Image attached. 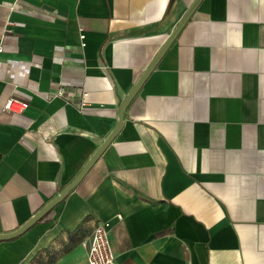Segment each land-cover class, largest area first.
Here are the masks:
<instances>
[{
	"label": "crops",
	"instance_id": "crops-1",
	"mask_svg": "<svg viewBox=\"0 0 264 264\" xmlns=\"http://www.w3.org/2000/svg\"><path fill=\"white\" fill-rule=\"evenodd\" d=\"M194 1L0 0V235L116 130ZM101 221L121 264H264V0H201L0 264H88Z\"/></svg>",
	"mask_w": 264,
	"mask_h": 264
},
{
	"label": "built area",
	"instance_id": "built-area-1",
	"mask_svg": "<svg viewBox=\"0 0 264 264\" xmlns=\"http://www.w3.org/2000/svg\"><path fill=\"white\" fill-rule=\"evenodd\" d=\"M13 22L6 20L3 34L12 32ZM82 39L83 35L80 36ZM2 52V42L0 44V53ZM60 89L57 94H62ZM28 107V102L17 98L14 94L10 95L3 104L2 110L12 113H22ZM117 219L121 220V215H117ZM111 223L109 221H101L97 223L93 229L90 243L87 247L88 264H121L117 261L109 239Z\"/></svg>",
	"mask_w": 264,
	"mask_h": 264
},
{
	"label": "water",
	"instance_id": "water-1",
	"mask_svg": "<svg viewBox=\"0 0 264 264\" xmlns=\"http://www.w3.org/2000/svg\"><path fill=\"white\" fill-rule=\"evenodd\" d=\"M200 1L201 0H195L193 2V4L190 6V8L187 10V12L185 13V15L183 16V18L180 21L179 25L177 26L176 30L171 34L170 39L164 44L163 48L160 50V52L154 58L153 62H151V64L147 67V69L145 70V73L143 74L142 78L134 85V87L132 88V90L130 91V93L128 94V96L125 98V100L123 101V103L121 105L120 113H119V124H118V127L116 128V130H114L106 138V140L98 148V150H96V152L88 160V162L85 164V166L83 167V169L81 170V172L76 176V178L70 184H68L63 190H61L60 193L56 197H54L51 201H49L39 212H37L26 224H24L23 226H21L16 231H14V232H12L10 234L0 235V240L12 238V237H14V236L22 233L31 224H33L36 220H38L40 217H42L54 205H56L58 202H60L65 197V195L80 182V180L84 177V175L86 174V172L89 170V168L95 162V160L97 159V157L99 156V154L102 152V150L105 148V146L113 139V137L115 136V134L117 133V131L120 129V127L122 125V122H123V112L125 110L126 105L131 100V98L133 97V95L136 93V91L138 90L139 86L141 85V83L143 82V80L145 79V77L147 76V74L154 67V65L156 64L157 60L161 57L163 51L165 50V48L169 44L171 38H173V36L177 33V31L179 30V28L181 27V25H183V23H185L187 21V19L192 14L193 10L196 8V6L199 4Z\"/></svg>",
	"mask_w": 264,
	"mask_h": 264
}]
</instances>
